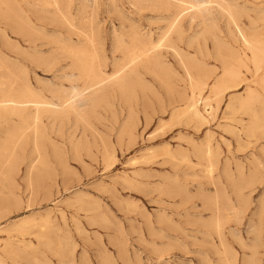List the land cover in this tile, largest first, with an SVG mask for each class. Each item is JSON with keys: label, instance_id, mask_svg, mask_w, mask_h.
Masks as SVG:
<instances>
[{"label": "rangeland", "instance_id": "374dc122", "mask_svg": "<svg viewBox=\"0 0 264 264\" xmlns=\"http://www.w3.org/2000/svg\"><path fill=\"white\" fill-rule=\"evenodd\" d=\"M208 1L4 0L0 4V81L18 83L25 76L53 103L59 102L58 93L69 94L85 82L68 54L71 47L98 49L100 68L111 75L124 59L120 44L129 45L137 34L153 44L162 43L158 52L169 74L161 79L141 69L132 100L111 92L87 119L76 121L71 115L68 121H59L42 115L46 166L41 172H28L37 159L29 139L16 168L0 174V264H264V136L247 134L249 116L226 110L234 93L258 91L264 101L260 74L252 67L242 68L240 88L231 89L210 116L204 108L223 63L232 62L242 51L236 24L245 35L264 42V0H220L232 7L236 24L219 11L218 2ZM201 3L212 14L214 27L208 31L192 6ZM181 61L205 76L208 92L202 93L199 107L206 121L189 123L186 116L178 117L179 124L172 120L174 109L185 105L182 96L190 92ZM207 145L212 148L208 157ZM104 154L109 156L103 158ZM209 162L214 176L206 174ZM66 166L71 168L67 172ZM39 223H46L43 231Z\"/></svg>", "mask_w": 264, "mask_h": 264}, {"label": "bare ground", "instance_id": "6f19581e", "mask_svg": "<svg viewBox=\"0 0 264 264\" xmlns=\"http://www.w3.org/2000/svg\"><path fill=\"white\" fill-rule=\"evenodd\" d=\"M4 0H0V4ZM41 1V0H40ZM47 1V0H46ZM58 1V0H57ZM170 1V0H169ZM172 1V0H171ZM218 2L217 6L219 11L226 15L227 18L236 24V16L232 10L231 6H227L224 3H221L220 0H209V2ZM224 1V0H223ZM180 2V1H179ZM41 3V2H40ZM43 3V2H42ZM41 3V4H42ZM49 3V2H48ZM54 3V2H53ZM56 3V2H55ZM168 3V2H167ZM166 4V3H165ZM175 4V3H174ZM185 4V3H184ZM215 4V3H214ZM227 4V3H226ZM48 6L47 4H45ZM52 5V3H51ZM55 5V4H54ZM53 5V6H54ZM171 5V4H170ZM168 5V6H170ZM173 5V4H172ZM186 5V4H185ZM205 5V4H204ZM208 5V4H206ZM212 5V4H211ZM243 5V4H242ZM241 5V6H242ZM44 6V5H43ZM184 6V5H183ZM195 8L196 15L202 19V23L204 24L207 31L214 27V22L212 18V14L209 12L208 7H204L201 4L192 5ZM210 6V5H209ZM215 6V5H214ZM3 7V6H2ZM37 7V5H36ZM51 6H48V8ZM1 8V7H0ZM242 8V7H241ZM4 9V7H3ZM39 9V8H38ZM51 9V8H50ZM54 9V7H53ZM172 9V8H171ZM240 9V7H239ZM58 10V9H57ZM243 10V9H242ZM3 11V10H2ZM213 11V10H212ZM264 11V10H263ZM57 12V11H56ZM60 12V11H59ZM243 12V11H242ZM239 13V12H238ZM244 13V12H243ZM169 14V13H168ZM181 15V14H180ZM179 15V16H180ZM222 15V16H223ZM250 15V14H249ZM242 20V19H241ZM240 20V21H241ZM177 21V20H176ZM239 21V20H238ZM26 22V21H25ZM198 23V22H197ZM229 23V21H228ZM230 24V23H229ZM228 24V25H229ZM202 25V24H200ZM237 30L239 32V40L240 45L242 46V51H238L235 53V56L232 58L233 61L228 63L224 62L223 72L218 75L217 79L213 83L210 93L212 94L209 97H206V101L204 98V108L207 114H212L214 110H217L221 104L223 103L224 97L228 94L231 89L240 88L241 86V69L245 68L249 71V68H253L256 73L260 74L261 80L260 86L261 89L264 90V42L261 40L259 36H247L241 30L238 24ZM241 26V25H240ZM195 27V26H194ZM234 27V26H233ZM255 27V26H254ZM202 28V27H201ZM176 29V26L172 27V30ZM199 29V28H198ZM227 29V28H226ZM82 30V29H81ZM171 30V29H170ZM202 30V29H201ZM235 30V29H234ZM233 30V31H234ZM255 30V29H253ZM137 31V30H135ZM205 31V30H204ZM203 31V32H204ZM218 31V30H217ZM162 32V31H161ZM188 32V31H187ZM199 32V30L197 31ZM201 32V31H200ZM199 32V33H200ZM231 32V31H230ZM22 33V32H21ZM141 33V32H139ZM229 33V30H228ZM143 34V33H142ZM165 34V33H164ZM176 34V33H175ZM166 35V34H165ZM168 35V33H167ZM201 34H199L200 36ZM230 35V34H228ZM151 36V35H150ZM198 36V35H197ZM28 37V35H27ZM159 37V36H158ZM191 37V36H190ZM205 37V36H203ZM234 37V36H233ZM232 37V38H233ZM262 37V36H261ZM131 43L129 45L120 44V48L123 49L124 59L121 64H119L114 73L111 75H107L100 67H101V59L99 58V54L95 48L92 49H82V48H70L68 51L69 56L72 58L73 64L77 67V69L81 72V75L85 79L84 85L81 89L73 88L74 90L67 94L60 92L59 102L53 103L45 98L41 93L36 91L32 85L29 83L28 79L24 77H20V82L13 83L7 80L0 81V94L2 97L0 98V174L6 175V173L12 172L17 165L19 160V154L24 152V146L29 139L32 140L34 153L37 154V159L31 163L28 167V172L31 174L35 170L38 172L46 166L47 164V152L44 145V134L42 132L41 123H42V115L47 114L53 120H63L69 116H74L76 121H80L81 119H85L90 112L94 111L97 105L103 102L106 97L112 92L119 93L123 99L129 100L133 97V92L135 90V86L137 84L140 75V70L145 69L147 71H152L156 73L159 78L167 77L168 78V68L164 65L163 60L161 59L158 52L159 46L162 43L153 44L151 42L146 41L143 37L135 34L131 37ZM148 38V37H147ZM168 38V37H167ZM166 38V39H167ZM179 39V37H177ZM231 38V39H232ZM237 38V37H236ZM68 39V38H67ZM238 39V38H237ZM73 40V39H72ZM176 40V39H175ZM196 40V39H194ZM200 40V39H199ZM70 41V40H69ZM153 41V40H152ZM193 41V40H192ZM203 41V38L201 42ZM118 42V41H117ZM126 42V41H125ZM158 42V40H157ZM156 42V43H157ZM160 42V41H159ZM164 42V41H163ZM173 42V41H172ZM211 42V41H210ZM65 43V42H64ZM78 43V42H77ZM114 43V42H113ZM189 43V42H188ZM205 41H203V44ZM208 43V42H207ZM167 44V43H166ZM206 44V43H205ZM235 44V43H234ZM115 45V44H114ZM168 45V44H167ZM174 45V44H173ZM189 45V44H188ZM200 45V42H199ZM80 46V45H79ZM202 46V45H201ZM114 47V46H113ZM175 47V46H174ZM206 47V46H205ZM215 47V46H214ZM227 47V46H226ZM167 48V47H166ZM165 48V49H166ZM195 48V47H194ZM203 48V47H202ZM224 48V47H223ZM172 49V47L170 48ZM219 49V48H218ZM225 49V48H224ZM228 49V48H227ZM176 50V49H175ZM198 50V49H197ZM207 50V49H206ZM99 51V50H98ZM116 51V50H115ZM181 51V50H180ZM204 51V50H203ZM227 51V50H225ZM62 52V51H61ZM175 52V51H174ZM198 52V51H197ZM205 52V51H204ZM117 53V52H116ZM102 54V53H101ZM100 54V55H101ZM114 54V53H113ZM165 54V51H164ZM176 54V53H175ZM180 54V52H179ZM190 54V53H189ZM226 54V53H224ZM19 55V54H18ZM41 55V54H40ZM162 55V54H161ZM166 55V54H165ZM192 55V54H190ZM200 55V53H199ZM198 55V56H199ZM206 55V54H205ZM215 55V54H214ZM232 55V54H231ZM234 55V54H233ZM42 56V55H41ZM65 56V55H64ZM164 56V55H163ZM179 56V55H178ZM185 56V55H184ZM26 58V57H25ZM66 58V57H62ZM122 58V57H121ZM181 58V57H180ZM221 58H223L221 56ZM118 59V58H117ZM167 59V58H166ZM179 59V58H178ZM183 59V58H182ZM196 59V58H195ZM176 60V59H174ZM180 60V59H179ZM15 61V60H14ZM56 61V60H55ZM120 61V60H118ZM166 61V60H165ZM168 61V60H167ZM191 61V60H190ZM194 61V60H193ZM224 61V59H223ZM19 62V61H18ZM113 62H116L113 60ZM175 62H178L177 60ZM16 63V62H15ZM105 63V62H104ZM103 63V64H104ZM168 63V62H166ZM185 75L187 77V81L189 84L190 92L188 94L181 93L182 100L185 101V105L182 107L175 108L172 112V120H176L178 123V117L186 116L185 121L198 120V121H206V117L204 113L200 110V104L203 101L201 97L202 93L207 88V82L205 80V76L201 75V73H194L190 68V64L181 61ZM197 63V62H196ZM18 64V63H16ZM54 64V62H53ZM116 64V63H113ZM205 64V63H204ZM20 65V64H19ZM112 65V64H111ZM181 65V64H180ZM194 65V64H193ZM196 65V64H195ZM200 65V63H199ZM220 65V64H219ZM201 66V65H200ZM208 66V65H207ZM105 67V66H103ZM27 68V67H26ZM193 68V67H192ZM196 68V67H195ZM28 69V68H27ZM111 69V68H110ZM204 69V68H203ZM17 70V69H16ZM171 70V69H170ZM202 70V68H201ZM205 70V69H204ZM245 70V71H246ZM106 71V70H105ZM210 71V70H209ZM244 71V72H245ZM247 71V72H248ZM17 72V71H16ZM49 72V70H48ZM176 72V71H175ZM212 72V71H211ZM147 73V72H146ZM151 73V72H150ZM173 73V72H172ZM246 73V72H245ZM15 74V73H14ZM143 74V73H142ZM206 74V71H205ZM80 75V76H81ZM151 75V74H150ZM257 75V74H256ZM72 76V74H71ZM155 76V75H153ZM243 76V75H242ZM143 77V76H142ZM152 77V76H151ZM172 77V76H171ZM178 77V76H176ZM254 77V76H253ZM252 77V78H253ZM79 78V77H78ZM145 78V77H144ZM180 78V77H179ZM207 78V77H206ZM245 78V77H244ZM155 79V78H154ZM162 79V78H161ZM246 79V78H245ZM31 80V79H30ZM77 80V79H76ZM79 80V79H78ZM140 80V79H139ZM149 80V79H148ZM152 80V79H151ZM19 81V80H18ZM154 81V80H153ZM157 81V79H156ZM154 81V82H156ZM159 81V80H158ZM165 81V80H164ZM176 81V79H175ZM173 81V83L175 82ZM213 81V80H212ZM31 82V81H30ZM79 82V81H78ZM81 82V81H80ZM172 82V81H171ZM183 82V81H182ZM141 83V82H140ZM160 83V82H159ZM178 83V82H177ZM175 83V84H177ZM212 83V82H211ZM166 84V83H164ZM168 84V83H167ZM60 85V84H59ZM82 85V83L80 84ZM161 85V84H160ZM49 86V85H48ZM63 86V85H62ZM163 86V85H162ZM161 86V87H162ZM176 86V85H175ZM182 86V85H181ZM44 87V86H43ZM137 87V86H136ZM150 87V85H149ZM152 87V86H151ZM171 87V86H169ZM68 88V87H67ZM163 88V87H162ZM172 88V87H171ZM170 88V89H171ZM184 88V87H182ZM143 90V88H141ZM168 89V88H167ZM177 89V88H176ZM175 89V90H176ZM180 89V88H179ZM141 90V91H142ZM163 90V89H162ZM181 90V89H180ZM183 90V89H182ZM136 91H138L136 89ZM149 91V90H148ZM207 91V90H206ZM51 92V91H50ZM146 92V91H145ZM179 92V90H178ZM208 92V91H207ZM175 93V92H174ZM180 93V92H179ZM205 93V92H204ZM173 94V93H172ZM112 95V94H111ZM116 95V93H115ZM118 95V94H117ZM138 95V94H137ZM137 95L134 97L137 98ZM141 95V94H140ZM157 96V94H155ZM170 95V94H169ZM207 95V94H206ZM143 96V95H142ZM180 96V95H179ZM227 105L226 110L230 114H236L241 112L250 117L249 123L245 126V131L247 134H256L261 133L264 136V101L262 100V94L258 91H249L246 95H240L234 93ZM113 97V96H112ZM110 97V98H112ZM117 97V96H114ZM113 97V98H114ZM139 97V96H138ZM145 97V96H144ZM149 97V96H148ZM158 97V96H157ZM177 97V96H176ZM227 97V96H226ZM57 98V97H56ZM155 98V97H154ZM180 98V97H179ZM115 99V98H114ZM209 99V100H208ZM132 100V99H131ZM107 101V100H106ZM172 101V99H171ZM211 101H214V105L211 104ZM129 102V101H128ZM133 102V101H132ZM136 102V100H135ZM174 102V101H173ZM124 103V102H123ZM105 104V103H104ZM107 105V103H106ZM110 106V104L108 105ZM124 106V105H123ZM96 107V108H95ZM105 107V106H104ZM100 108V107H99ZM103 108V107H101ZM122 108V107H121ZM94 109V110H93ZM103 110V109H101ZM133 111V110H132ZM93 113V112H92ZM95 113V111H94ZM96 115V114H95ZM13 116L18 117L20 120L16 121ZM71 116V117H72ZM231 116V115H230ZM95 117V116H94ZM70 118V117H69ZM129 118V117H128ZM148 118V116H147ZM236 118V117H235ZM239 118V117H238ZM17 119V118H16ZM87 119V118H86ZM178 119V120H177ZM188 119V120H187ZM234 119V118H233ZM89 120V119H88ZM148 120V119H147ZM238 120V119H237ZM236 120V121H237ZM83 121V120H82ZM133 121V120H132ZM184 121V120H183ZM189 121V123H190ZM241 121V119H240ZM74 122V121H73ZM72 122V123H73ZM174 122V121H173ZM171 122V123H173ZM238 122V121H237ZM54 123V122H53ZM76 123V122H74ZM134 123V122H133ZM175 123V124H177ZM193 123V122H192ZM199 123V122H198ZM206 123V122H205ZM203 123V124H205ZM240 123V122H239ZM243 123V122H241ZM52 124V123H50ZM66 124V123H65ZM81 124V123H80ZM91 124V123H90ZM130 124V123H129ZM128 124V125H129ZM135 124V123H134ZM138 124V123H137ZM166 124V123H165ZM170 124V123H169ZM174 124V123H173ZM179 124V123H178ZM186 124V123H185ZM60 125V124H59ZM58 125V126H59ZM76 125V124H75ZM85 125V124H84ZM87 125V124H86ZM164 125V124H163ZM168 125V123H167ZM196 125H198L196 123ZM202 125V124H200ZM199 125V127H201ZM63 126V125H62ZM93 126V125H92ZM132 126V125H131ZM162 126V125H161ZM174 126V125H173ZM77 127V125H76ZM82 127H84L82 125ZM89 127V126H88ZM163 127V126H162ZM165 127V126H164ZM130 128V127H129ZM132 128V127H131ZM136 128V126H135ZM196 128V127H195ZM194 128V129H195ZM125 129V128H124ZM235 129V128H234ZM123 131V130H122ZM130 131V130H129ZM236 131V130H235ZM244 131V130H243ZM123 133V132H121ZM245 133V132H244ZM129 134V133H128ZM240 134V133H239ZM74 136V135H73ZM248 136V135H247ZM254 136V135H253ZM259 136V135H258ZM262 136V135H261ZM86 137H88L86 135ZM84 136L83 139H86ZM212 137V136H211ZM130 138V137H129ZM241 138V137H240ZM78 140V137L76 138ZM124 139V138H123ZM122 139V140H123ZM190 139V138H189ZM239 139V138H238ZM252 139V138H251ZM263 139V137H262ZM261 139V140H262ZM86 139L85 142H87ZM118 140V139H117ZM195 140V139H194ZM192 139V141H194ZM257 140V139H256ZM255 140V141H256ZM76 141V140H75ZM74 141V142H75ZM191 141V140H190ZM189 141V143H190ZM264 141V140H263ZM48 142V141H47ZM73 142V143H74ZM89 142V141H88ZM49 143V142H48ZM72 143V144H73ZM91 143V142H90ZM195 143V142H194ZM200 143V142H199ZM205 143V142H204ZM241 143V142H240ZM50 144V143H49ZM81 144V142H80ZM210 144V143H209ZM256 144V143H255ZM79 145V144H78ZM88 145V144H86ZM192 145V144H191ZM202 145V144H201ZM205 145V144H204ZM80 146V145H79ZM166 146V145H165ZM194 146V145H193ZM198 146V145H197ZM264 146V145H262ZM74 150L77 149V146H73ZM51 148V147H50ZM165 150V147H163ZM169 148V147H168ZM199 148V147H197ZM81 149V148H80ZM83 149V148H82ZM89 149V148H88ZM151 149V147H150ZM194 149V148H193ZM202 149V148H201ZM200 149V150H201ZM218 149V148H217ZM32 150V152H33ZM53 150V149H52ZM54 150L57 151V148L54 147ZM53 150V151H54ZM149 150V149H148ZM173 150V149H172ZM197 150V149H196ZM90 151V150H89ZM146 150H144L145 152ZM152 151V150H151ZM198 151V150H197ZM31 152V151H30ZM84 152V151H83ZM102 152V149H101ZM164 152V151H163ZM167 152V151H166ZM185 152V151H184ZM187 152V150H186ZM262 152V150H261ZM264 152V151H263ZM76 153V152H75ZM113 153V151L111 152ZM199 153V152H198ZM32 154V153H31ZM150 154V153H149ZM154 154V153H153ZM152 154V155H153ZM174 154V153H173ZM183 154V153H182ZM181 154V156H183ZM193 154V153H192ZM196 154V153H195ZM212 154V148L210 145H207V149L205 155L208 157ZM261 154V153H260ZM56 155V154H55ZM74 155V154H73ZM87 155V154H86ZM199 155V154H198ZM197 155V156H198ZM32 156V155H30ZM79 156V155H78ZM103 158H107L109 155H102ZM114 156V155H113ZM145 156V155H144ZM159 156V154H158ZM167 156V155H165ZM180 156V157H181ZM201 156V155H200ZM263 156V155H262ZM57 157V156H56ZM76 155L74 156V158ZM177 157V155H176ZM174 157V158H176ZM186 157V154H185ZM115 158V157H114ZM170 158V157H169ZM172 158V157H171ZM76 159V158H75ZM81 159V158H80ZM147 159V157L145 158ZM186 159V158H185ZM200 159V158H199ZM259 159V158H258ZM30 160V159H28ZM61 160V159H60ZM105 160V159H104ZM172 160V159H170ZM177 160V159H176ZM182 160V159H181ZM65 162L64 160H62ZM143 161H145L143 159ZM185 161V160H184ZM201 161V160H200ZM208 161V160H207ZM259 161V160H258ZM26 162V161H25ZM28 163V162H27ZM38 163V164H36ZM187 163V162H186ZM210 163V162H209ZM213 163V162H212ZM60 164V162H59ZM84 164V163H82ZM201 164V163H200ZM218 164V163H217ZM261 164V163H260ZM68 165V164H67ZM28 166V165H27ZM63 166V165H62ZM205 166V165H204ZM67 167V166H66ZM217 167V166H216ZM221 168V167H220ZM68 167L66 172L68 171ZM71 169V168H70ZM69 169V170H70ZM230 170V169H229ZM239 170V169H238ZM257 170V169H256ZM255 170V171H256ZM231 171V170H230ZM65 172V173H66ZM214 172V165L209 164L206 174L210 176ZM222 172V170H221ZM241 172V171H240ZM239 172V174H240ZM205 173V172H204ZM259 173V172H258ZM262 173V172H261ZM68 174V173H66ZM42 175V174H41ZM64 175V174H63ZM245 175V174H244ZM70 176V175H69ZM175 176V175H174ZM254 176V175H253ZM258 176V175H257ZM43 177V176H42ZM53 177V176H52ZM170 177V176H169ZM256 177V174H255ZM261 177V176H260ZM259 177V178H260ZM40 178V177H39ZM168 178V177H167ZM171 179V178H170ZM258 179V178H257ZM167 180V179H166ZM174 181V179H173ZM241 181V180H240ZM248 181V180H247ZM250 181V180H249ZM248 181V182H249ZM172 182V181H171ZM211 182V181H209ZM11 183V182H10ZM173 184V182L171 183ZM178 184V183H177ZM249 184V183H248ZM3 185V183L1 184ZM18 185V184H17ZM251 185V184H250ZM253 185V184H252ZM176 186V185H175ZM183 186V185H182ZM14 187V186H13ZM164 187V186H163ZM180 187V185H179ZM242 187V186H241ZM247 187V186H246ZM165 188V187H164ZM215 188V187H214ZM181 189V188H180ZM242 189V188H241ZM14 190V189H13ZM244 190V189H243ZM4 190H2L3 192ZM164 191V189H163ZM213 191V190H212ZM220 191V190H219ZM224 191V190H222ZM6 192V191H4ZM168 192V191H167ZM213 193V192H212ZM221 193V192H219ZM75 194V193H74ZM81 194V193H80ZM168 194V193H167ZM174 194V193H173ZM224 195V194H221ZM72 196V195H71ZM80 196V195H79ZM82 196V195H81ZM17 198V197H16ZM209 199V198H208ZM245 199V198H244ZM4 200V197H3ZM79 200V199H78ZM76 200V201H78ZM210 200V199H209ZM221 200V199H220ZM242 200V199H241ZM211 201V200H210ZM222 201V200H221ZM220 201V202H221ZM17 202V201H15ZM66 202V201H65ZM70 202V201H69ZM81 202V201H80ZM225 202V201H224ZM20 203V201H19ZM95 203V202H94ZM227 203V202H226ZM2 204V200L0 198V205ZM18 204V203H16ZM218 204V203H217ZM216 204V205H217ZM228 204V203H227ZM232 204V203H231ZM184 205V204H183ZM218 206V205H217ZM220 207V206H219ZM227 207V206H226ZM81 209V208H80ZM89 209V208H88ZM215 209V208H214ZM238 209V208H237ZM232 211V210H231ZM236 211V208H235ZM228 212V211H227ZM219 213V212H218ZM233 214V213H232ZM238 214V213H237ZM228 216V215H227ZM226 216V217H227ZM236 216V215H235ZM238 216V215H237ZM236 216V217H237ZM221 217V216H220ZM228 218V217H227ZM218 219V218H217ZM221 221V218H219ZM51 221V220H50ZM214 221V220H213ZM218 221V220H217ZM44 222V221H43ZM47 222V220H46ZM36 224V223H34ZM40 224V223H39ZM214 225H216L213 222ZM41 225V224H40ZM46 225V223H45ZM45 225H41L40 229L46 227ZM206 225V224H205ZM36 226V225H35ZM39 226V225H38ZM37 226V227H38ZM204 226V225H203ZM217 227V226H216ZM215 228V227H213ZM13 230V229H12ZM46 230V229H45ZM47 233V232H46ZM21 234V231H20ZM234 234V233H233ZM25 236V234H22ZM46 236V235H45ZM222 237V236H221ZM50 238V236H49ZM56 242V240H55ZM45 243V242H44ZM53 243V242H52ZM57 243V242H56ZM118 243V242H117ZM116 243V244H117ZM123 244V243H122ZM256 244V243H255ZM54 245V244H53ZM119 246V245H118ZM121 246H119L120 248ZM229 248V246L227 247ZM122 250V248H120ZM53 249H51L52 251ZM124 250V249H123ZM127 250V249H126ZM120 251V250H119ZM228 251V250H227ZM56 253V252H55ZM125 254V253H124ZM234 254V253H233ZM68 257V255H67ZM121 257V256H120ZM127 257V256H126ZM221 257V256H220ZM125 258V257H123ZM69 260V258H66ZM126 260V259H125ZM248 260V259H247ZM67 261V260H66ZM112 261V260H111ZM220 261V260H219ZM222 261V260H221ZM210 262V261H209ZM222 263V262H221ZM232 263H234L232 261ZM245 263V262H244ZM249 263V262H248ZM64 264V263H63Z\"/></svg>", "mask_w": 264, "mask_h": 264}]
</instances>
